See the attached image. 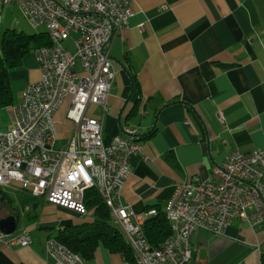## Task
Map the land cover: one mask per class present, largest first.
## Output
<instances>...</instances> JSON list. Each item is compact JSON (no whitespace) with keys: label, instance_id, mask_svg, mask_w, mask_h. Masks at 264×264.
<instances>
[{"label":"crops","instance_id":"crops-1","mask_svg":"<svg viewBox=\"0 0 264 264\" xmlns=\"http://www.w3.org/2000/svg\"><path fill=\"white\" fill-rule=\"evenodd\" d=\"M1 2L0 36L23 26L14 5L3 11ZM132 8L129 24L112 42L116 77L108 108L90 104L87 116L103 121L106 144L128 128L137 130L143 148L124 193L140 216L164 209L177 184L212 178L231 153L264 149V0H133ZM10 77L19 103L26 86L42 78L36 52ZM62 110L55 120L57 149L71 135ZM3 126L10 129L11 121ZM6 211L18 225L5 240L28 228L34 243L0 241V264H55L49 238L94 220L91 211L82 216L48 203L18 183L0 187L1 218ZM193 243L188 264H264V226L235 220L225 235L197 230ZM84 263L127 264L103 245Z\"/></svg>","mask_w":264,"mask_h":264},{"label":"built area","instance_id":"built-area-1","mask_svg":"<svg viewBox=\"0 0 264 264\" xmlns=\"http://www.w3.org/2000/svg\"><path fill=\"white\" fill-rule=\"evenodd\" d=\"M132 1L2 0L3 11L16 4L34 29L56 33L59 49L35 50L42 78L29 83L21 102L9 107L11 128H0V187L18 183L33 197L82 216L90 214L86 193L95 188L114 224L141 248L142 261L127 264H188L196 251L197 230L225 235L235 220L254 229L264 226V149L233 152L214 168L212 178L177 184L164 208L172 233L161 245L152 244L144 225L159 209L138 216L124 193L134 158L143 148L137 130L128 128L106 144L103 121L87 116L90 104L108 108L116 77L112 42L134 14ZM73 34L76 51L71 53L64 43ZM69 94L71 135L57 149L55 118ZM5 237L0 231V241L9 246L34 243L28 228L12 240ZM47 251L55 264H85L57 237L49 238Z\"/></svg>","mask_w":264,"mask_h":264},{"label":"trees","instance_id":"trees-1","mask_svg":"<svg viewBox=\"0 0 264 264\" xmlns=\"http://www.w3.org/2000/svg\"><path fill=\"white\" fill-rule=\"evenodd\" d=\"M51 45L46 31L27 34L17 29H7L3 32L0 36V109L15 104L11 72L22 66L30 52ZM86 205L94 213V220L81 225H69L56 237L85 261L92 260L97 249L103 245L134 263L133 249L122 230L114 224L111 210L95 188L87 191ZM158 209V215L148 218L144 225L148 238L156 246L166 241L172 233L164 209Z\"/></svg>","mask_w":264,"mask_h":264},{"label":"rangeland","instance_id":"rangeland-1","mask_svg":"<svg viewBox=\"0 0 264 264\" xmlns=\"http://www.w3.org/2000/svg\"><path fill=\"white\" fill-rule=\"evenodd\" d=\"M15 9L13 11H15V16L17 17L18 20H20L23 24L22 27L19 28L20 31H24L27 34H34L37 32H41L44 31L45 28H41L39 30L34 29L29 22L27 21V19L24 17V15L22 14L20 8L18 7V5L13 4ZM77 38L76 34H73L68 40L65 41V47L68 49L69 52L74 53L76 51V46H75V39ZM72 102V95L69 94L68 97L66 98V101L64 103L63 106V116L66 117L67 116V112L70 108ZM56 120V118H55ZM11 121V115H10V108H4V109H0V123L2 124H8ZM69 124L71 123L70 120H68ZM3 128L6 130L7 128L3 126Z\"/></svg>","mask_w":264,"mask_h":264},{"label":"bare ground","instance_id":"bare-ground-1","mask_svg":"<svg viewBox=\"0 0 264 264\" xmlns=\"http://www.w3.org/2000/svg\"><path fill=\"white\" fill-rule=\"evenodd\" d=\"M51 39L52 45L49 46V52L50 53H57L59 49V41L57 38L56 33H53V31H46ZM122 232L124 233L126 240L128 244L131 246L134 252V258L135 261H142V253L141 248L139 245H137L134 241H132L131 236L125 231L123 227H119ZM74 258H81L79 255H77L75 252H73Z\"/></svg>","mask_w":264,"mask_h":264},{"label":"water","instance_id":"water-1","mask_svg":"<svg viewBox=\"0 0 264 264\" xmlns=\"http://www.w3.org/2000/svg\"><path fill=\"white\" fill-rule=\"evenodd\" d=\"M7 216L0 217V231L5 235L13 234L17 229V217L11 212L6 211Z\"/></svg>","mask_w":264,"mask_h":264}]
</instances>
